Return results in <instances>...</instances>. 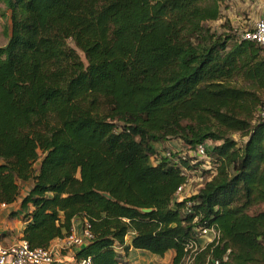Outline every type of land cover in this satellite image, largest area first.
<instances>
[{"label":"trees","instance_id":"16d2710c","mask_svg":"<svg viewBox=\"0 0 264 264\" xmlns=\"http://www.w3.org/2000/svg\"><path fill=\"white\" fill-rule=\"evenodd\" d=\"M229 1L0 0V205L32 180L12 212L32 247L78 217L93 239L76 257L92 264H124L131 247L264 264V47L214 30ZM170 139L213 145L197 166L160 155ZM198 167L210 178L180 198Z\"/></svg>","mask_w":264,"mask_h":264},{"label":"rangeland","instance_id":"374dc122","mask_svg":"<svg viewBox=\"0 0 264 264\" xmlns=\"http://www.w3.org/2000/svg\"><path fill=\"white\" fill-rule=\"evenodd\" d=\"M264 15V0H230L228 4H225L223 7V17L217 21H213L210 24L214 28V30L218 32H230L231 30L240 32L245 29H250L254 26L256 20L261 18ZM3 21L0 19V46H3L7 43V38L4 33L3 29ZM239 33V34H240ZM263 100H264V93H263ZM232 136L241 142L243 138L240 136L239 133H233ZM157 148L160 150V155L166 151L177 152V154L187 157V159H193L191 161L192 164H196L199 166L198 161L199 158L194 157L192 153L186 149H184L177 139H170L166 142H162L156 145ZM158 154V155H159ZM195 159V160H194ZM39 163H36L35 167L39 166ZM195 165V166H196ZM206 169L198 167L194 171L186 170L188 182L185 187V191L182 194L183 197L189 196L195 192H198L205 184V181L210 178ZM21 182V191L16 201L17 205L14 207L5 209V213L3 215L1 223L5 222V225L1 226L4 228V233L0 236L2 241L5 244L11 243V238L18 240V236L20 233V229L18 224L22 223V217L12 215V212L15 206L20 207V201L24 195L28 192L31 188V182ZM13 208V210H12ZM259 209H264V205L260 206ZM1 211H4L0 209ZM2 213V212H1ZM0 213V214H1ZM84 224V222H83ZM82 228L78 231L82 233ZM1 232V231H0ZM201 243L205 244L208 240L207 236L200 237ZM170 257V253L166 256H157L152 254L151 252H138L132 262H125L124 264H167V261ZM129 259V258H128Z\"/></svg>","mask_w":264,"mask_h":264},{"label":"built area","instance_id":"2783aa9c","mask_svg":"<svg viewBox=\"0 0 264 264\" xmlns=\"http://www.w3.org/2000/svg\"><path fill=\"white\" fill-rule=\"evenodd\" d=\"M240 37L245 40L255 41L264 47V15L256 20L251 29L242 30ZM256 115L258 119L264 120V104L259 106ZM212 145L211 141H206L199 144L191 153L200 160L208 159V150ZM165 157H169L170 159L176 158L170 151L165 153ZM187 182L179 186L177 190V195L180 198H182ZM6 206L7 204L3 203L0 205V209ZM201 236L208 237L205 244L199 243L200 246L204 247L206 244L217 240L220 237V233L215 228L202 229ZM92 239L91 225L87 220L84 221L82 233L72 229L69 234H65L48 247H32L24 239L11 244H5L0 238V264H92L90 256L87 258L66 257L64 253H69L71 250L78 252ZM199 244L195 242L190 245L192 252L189 255L188 261L191 262L193 260L192 254L197 250Z\"/></svg>","mask_w":264,"mask_h":264},{"label":"crops","instance_id":"0c3cea01","mask_svg":"<svg viewBox=\"0 0 264 264\" xmlns=\"http://www.w3.org/2000/svg\"><path fill=\"white\" fill-rule=\"evenodd\" d=\"M182 146V145H181ZM154 162V161H153ZM32 182V181H31ZM182 198H183V196H182ZM19 201H21V200H19ZM14 205H17V203L15 202V203H13V204H10V205H7L5 208H3L2 210H4V211H1L0 210V221L2 220V218H3V215L5 214V213H3V212H5V209H7V208H11V207H14ZM20 207H17V206H15V208H14V210H18ZM12 210H13V208H12ZM83 222H84V220H82L81 218H75L74 220H73V225H72V229H75L77 232L81 229V227L83 226ZM3 225H5V222L4 223H1L0 222V236L5 232L4 231V228H2L1 226H3ZM25 226H26V223H24L23 222V220H22V223L21 224H18V227H19V229H20V233H19V236H18V240H16L15 241V239H12L11 238V243H14V242H17V241H19V240H22L23 239V230H24V228H25ZM134 236V233H130L128 236H127V244H130L131 243V240H132V237ZM58 240V238L55 240V241H57ZM11 243H9V244H11ZM142 251H144V252H148V251H146V250H140V249H135V248H133V247H131V249H130V251H129V259H128V261L129 262H132V260L134 259V256H136V254L138 253V252H142ZM65 253V256L66 257H74V256H76V253L77 252H73V250H71L69 253H66V252H64ZM168 253H170V257H169V259H168V261H167V264H170V262L172 261V259H173V257H174V255H175V251L174 250H170V251H168L167 253H166V255L168 254ZM165 255V256H166ZM130 264V263H129Z\"/></svg>","mask_w":264,"mask_h":264},{"label":"water","instance_id":"95a60500","mask_svg":"<svg viewBox=\"0 0 264 264\" xmlns=\"http://www.w3.org/2000/svg\"><path fill=\"white\" fill-rule=\"evenodd\" d=\"M144 211H146V212H150L151 209H150V208H147V209H144Z\"/></svg>","mask_w":264,"mask_h":264}]
</instances>
